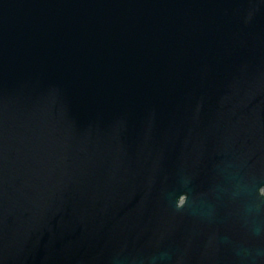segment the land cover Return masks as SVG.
Segmentation results:
<instances>
[{
    "label": "water",
    "instance_id": "95a60500",
    "mask_svg": "<svg viewBox=\"0 0 264 264\" xmlns=\"http://www.w3.org/2000/svg\"><path fill=\"white\" fill-rule=\"evenodd\" d=\"M254 222L264 0H0V264H264Z\"/></svg>",
    "mask_w": 264,
    "mask_h": 264
},
{
    "label": "clouds",
    "instance_id": "9594fccd",
    "mask_svg": "<svg viewBox=\"0 0 264 264\" xmlns=\"http://www.w3.org/2000/svg\"><path fill=\"white\" fill-rule=\"evenodd\" d=\"M246 214H251L254 210L252 208H248L245 210ZM251 232L254 236H261L264 235V224H257V223H253V225L251 226ZM237 254H240V251H237ZM255 255L256 256H264V250H256L255 251ZM166 256V253H161L159 255V257H153L150 261V264H158V261H162L164 260Z\"/></svg>",
    "mask_w": 264,
    "mask_h": 264
}]
</instances>
